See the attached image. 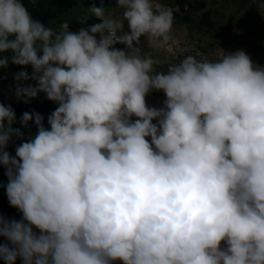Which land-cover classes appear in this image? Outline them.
<instances>
[{
    "label": "clouds",
    "instance_id": "clouds-1",
    "mask_svg": "<svg viewBox=\"0 0 264 264\" xmlns=\"http://www.w3.org/2000/svg\"><path fill=\"white\" fill-rule=\"evenodd\" d=\"M116 7L119 17L91 7L102 22L70 31L33 19L22 0H0V68L30 65L36 86H18L17 97L44 93L58 104L50 127L22 114L37 133L13 156L8 142L24 134L0 103V165L21 213L0 215L11 245L0 244V259L264 264V67L238 50L188 55L158 72L134 44L169 45L173 9L156 0ZM153 91L165 94L162 107L147 105Z\"/></svg>",
    "mask_w": 264,
    "mask_h": 264
},
{
    "label": "rangeland",
    "instance_id": "rangeland-1",
    "mask_svg": "<svg viewBox=\"0 0 264 264\" xmlns=\"http://www.w3.org/2000/svg\"><path fill=\"white\" fill-rule=\"evenodd\" d=\"M27 10L33 19L37 20L38 4L52 6L57 4V0H22ZM163 5L171 7L174 14H177L183 20H188L185 23H178L174 16V24L172 31V40L169 45L164 47H155L147 42L146 37H141V43L135 45L140 47L147 55L158 61L155 65L156 71H167L168 65L178 63L188 55L195 56L197 59H218L226 53L243 50L250 56L252 61L264 67V3H259L252 10L246 12L245 8L238 9L234 4H228L225 0H156ZM94 5L90 1L81 3L77 10L78 13H68L65 22L69 24L70 31H77L81 27H89L93 24L102 22L95 15L89 12V9ZM108 14L119 17L122 10L116 7L113 3L109 7H105ZM238 9V10H237ZM205 12H209L208 18L205 20V26H201L199 21ZM50 25L54 29H58L61 24ZM46 27L49 25H45ZM124 31H128L127 22L124 23ZM118 37L123 35L122 32H117ZM116 48L124 49L126 46L117 44ZM29 73V79L17 82L16 74L21 71ZM31 66H17L11 63L7 67L0 68V103L5 106L11 105L16 114V121L12 127L20 129L24 134L23 138L26 141L29 138H34L37 133V127L34 121H30L27 128L20 123L21 114L18 110L25 109H40L45 107L42 116L44 117L45 127H50L47 124V117L51 114V108L58 107V104L49 101L44 93H38L34 98L17 97L16 89L18 86H36V82L31 77ZM166 99L165 94L153 91L146 96V103L149 107H162ZM27 100V102H25ZM135 119V117H133ZM155 123V121H153ZM16 142V136H12ZM150 140V138H148ZM24 141V142H25ZM18 142H23L18 139ZM9 146L11 145L10 142ZM8 148V147H7ZM6 193L0 195V215L5 216V207L8 204ZM15 211L14 218L21 219V213L18 209L11 207ZM34 231L39 233L38 229ZM3 237H0V244ZM223 246V242H222ZM18 261L16 262V264ZM0 264L5 262L0 259ZM113 264H123L122 261H115Z\"/></svg>",
    "mask_w": 264,
    "mask_h": 264
},
{
    "label": "trees",
    "instance_id": "trees-1",
    "mask_svg": "<svg viewBox=\"0 0 264 264\" xmlns=\"http://www.w3.org/2000/svg\"><path fill=\"white\" fill-rule=\"evenodd\" d=\"M86 1H90L94 6L96 7H109L110 5H112L113 3H116V0H57V4H54L50 7L45 6L44 3L38 4V12H37V20H39L40 22H42L44 25H56V24H60L63 23L67 17L68 13H78V6ZM226 3L228 4H234L235 6L238 7V9H242L245 8L246 12L250 11L253 9V7L259 3H264V0H225ZM237 9V10H238ZM210 13L209 12H205L203 17L201 18V20L199 21V24H201V26H205L206 24V19L208 18V15ZM174 16L176 17V21L178 23H183L184 21H186L185 23L188 24L191 23L188 20H183L182 18H180V16H178L177 14H174ZM52 110H55V108H51ZM45 110V107L40 108V109H25V110H18V112L22 115L24 112H29L30 114L32 113H39V114H43V111ZM15 137V136H14ZM18 138L16 137V142L13 140V138H11L9 140V142L11 143V145L9 146L8 143V148L7 151L15 156V148L16 146H18L20 143L22 142H18ZM23 142L25 141L24 138L22 139ZM5 169L2 165H0V195L6 193V185L8 182L7 176L5 175ZM15 216V211L11 210V206L9 205V203L6 205L5 207V216L6 218H14ZM9 243L6 238L3 237L2 239V243ZM9 246L10 243H9ZM18 261L17 264H22V260L20 258H17L16 262Z\"/></svg>",
    "mask_w": 264,
    "mask_h": 264
}]
</instances>
